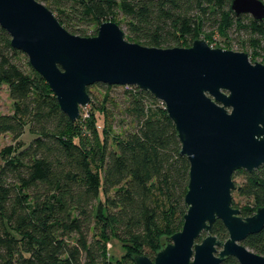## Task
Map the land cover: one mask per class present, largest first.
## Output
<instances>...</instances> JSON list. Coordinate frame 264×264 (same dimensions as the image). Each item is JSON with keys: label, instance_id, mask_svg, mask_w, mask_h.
<instances>
[{"label": "trees", "instance_id": "obj_1", "mask_svg": "<svg viewBox=\"0 0 264 264\" xmlns=\"http://www.w3.org/2000/svg\"><path fill=\"white\" fill-rule=\"evenodd\" d=\"M37 1L73 34L110 20L125 26L127 40L145 46L188 47L200 35L211 41L216 31L230 47L229 30L244 31L240 48L264 63V20L236 16L230 0ZM0 83L13 101L12 113L0 114V134L19 143L0 152V264H113L111 235L130 247L119 264H135V255L153 259L181 229L187 210L189 162L164 104L137 86L97 84L103 96L90 107L102 114L101 132L95 117L72 121L1 26ZM113 88H123L122 106ZM115 126L126 128L116 134ZM26 127L33 138L21 144ZM235 174L242 175L235 188L247 217L264 206V165ZM211 233L228 237L218 219ZM243 244L264 256V228ZM221 264L239 263L228 256Z\"/></svg>", "mask_w": 264, "mask_h": 264}, {"label": "water", "instance_id": "obj_2", "mask_svg": "<svg viewBox=\"0 0 264 264\" xmlns=\"http://www.w3.org/2000/svg\"><path fill=\"white\" fill-rule=\"evenodd\" d=\"M230 9L264 20L262 0H230ZM0 26L72 121L90 104L87 88L95 84L137 86L164 104L189 162L187 210L154 258L135 255V264H221L228 256L264 264L243 244L264 228V206L243 217L232 199L234 172L264 165V63L199 38L188 47L145 46L110 20L94 36L76 35L37 0H0ZM217 219L225 240L211 233Z\"/></svg>", "mask_w": 264, "mask_h": 264}, {"label": "rangeland", "instance_id": "obj_3", "mask_svg": "<svg viewBox=\"0 0 264 264\" xmlns=\"http://www.w3.org/2000/svg\"><path fill=\"white\" fill-rule=\"evenodd\" d=\"M99 25H82L80 26V28L85 31L86 35L84 36H94L95 35L94 31L97 32ZM118 25L123 30L124 36L127 39L128 35H127L125 26L122 23H119ZM205 32H208V31H205ZM228 36L230 38L229 43H231L230 47L227 46L225 42L226 41L225 38L222 35L218 34L216 31L214 32L211 41L206 40L203 35H200L198 38L204 39L207 42V44L213 48H222V49H229V50H234V51H244V52H247L250 57L251 50L240 48V45H239V43H241V40H244L248 36L244 31L236 32L234 29L231 28L228 32ZM22 55H23V60L28 61L27 56L23 53ZM254 61L263 63L261 61V57H257L256 60ZM90 91L94 95V97L91 96L92 97L91 102L95 101V97L101 100L103 96V89L101 87H99L97 84L91 85ZM122 91H123V88H113L110 92V94L117 100V102H119L120 106H122L123 103L125 102L124 97L122 95ZM90 104L80 108L79 118L88 119L90 117L91 118L95 117L97 128L99 132H101V129L103 127L102 114L96 108H91ZM12 108H13V101L9 97L8 87L6 84L0 83V114H10L12 113V110H13ZM124 127L125 126H123V128ZM123 128L119 126H115L114 131L116 134H118L122 131L121 129ZM31 138H33V135L29 131L28 127H26L23 135L20 138V140L22 141L21 144H27L31 140ZM8 145L14 146V148H16L17 146H19V143L14 142L11 139V135L8 133L0 134V152L4 147ZM0 163H1V156H0ZM232 179L237 188V186L242 182V175L235 174V176H233ZM236 188L232 192V199H233L235 207L239 209L240 206L244 203V198L238 194V190ZM101 199H102V194H101ZM96 207H97V204H96ZM107 249H108V257L112 260L113 264H119L120 259L130 249V247L126 244H123L121 241L117 240L114 236L111 235L109 236V239L107 242Z\"/></svg>", "mask_w": 264, "mask_h": 264}]
</instances>
